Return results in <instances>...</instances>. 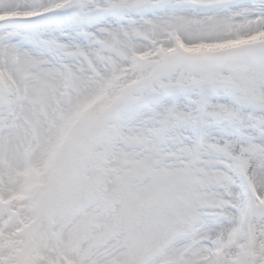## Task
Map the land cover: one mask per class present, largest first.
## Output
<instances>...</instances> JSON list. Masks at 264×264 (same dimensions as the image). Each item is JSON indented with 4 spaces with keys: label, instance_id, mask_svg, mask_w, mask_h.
I'll list each match as a JSON object with an SVG mask.
<instances>
[{
    "label": "snow or ice",
    "instance_id": "obj_1",
    "mask_svg": "<svg viewBox=\"0 0 264 264\" xmlns=\"http://www.w3.org/2000/svg\"><path fill=\"white\" fill-rule=\"evenodd\" d=\"M0 264H264V0H0Z\"/></svg>",
    "mask_w": 264,
    "mask_h": 264
}]
</instances>
